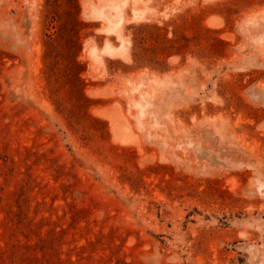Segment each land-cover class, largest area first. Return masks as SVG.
Here are the masks:
<instances>
[{
	"label": "rangeland",
	"instance_id": "rangeland-1",
	"mask_svg": "<svg viewBox=\"0 0 264 264\" xmlns=\"http://www.w3.org/2000/svg\"><path fill=\"white\" fill-rule=\"evenodd\" d=\"M104 1L79 106L0 0V264H264V0Z\"/></svg>",
	"mask_w": 264,
	"mask_h": 264
},
{
	"label": "trees",
	"instance_id": "trees-1",
	"mask_svg": "<svg viewBox=\"0 0 264 264\" xmlns=\"http://www.w3.org/2000/svg\"><path fill=\"white\" fill-rule=\"evenodd\" d=\"M49 6L48 21L55 28L54 38L48 41L45 57L50 69L62 57L67 63L64 72L67 80L72 84V91L79 97L78 105H84L83 99H88L84 93V80L81 72L84 65L77 59L83 42L80 30L86 22L81 18L80 0H47ZM59 42L63 48L57 50Z\"/></svg>",
	"mask_w": 264,
	"mask_h": 264
},
{
	"label": "bare ground",
	"instance_id": "bare-ground-1",
	"mask_svg": "<svg viewBox=\"0 0 264 264\" xmlns=\"http://www.w3.org/2000/svg\"><path fill=\"white\" fill-rule=\"evenodd\" d=\"M105 1H106V0H105ZM105 1H104V2H105ZM104 2H103V3H104ZM114 2H115V1H114ZM114 2H113V3H114ZM117 2H118V1H117ZM109 4H110V3H109ZM96 9H97V8H96ZM104 11H105V9H104ZM117 12H118V11H117ZM93 13H94V12H93ZM98 14H99V13H98ZM111 14H112V13H111ZM121 14H122V13H121ZM96 15H97V13H96ZM93 16H94V15H93ZM98 17H99V16H98ZM100 17H101V16H100ZM101 18H102V17H101ZM121 18H122V17H121ZM119 19H120V17H119ZM118 23H119V22H118ZM113 24L115 25L116 23H113ZM113 24H112V25H113ZM116 25H117V24H116ZM110 27H111V26H109V28H110ZM118 27H119V26H118ZM111 28H113V26H112ZM115 28H116V27H115ZM115 28H114V29H115ZM107 29H108V28H107ZM107 31H108V30H107ZM118 34H119V33H118ZM113 47H114V46H113ZM110 49H111V48H110ZM119 51H120V50H119ZM119 51H118V52H119ZM120 52H121V51H120ZM115 54H117V53H115ZM157 76H158V75H157ZM97 91H98V90H97ZM91 92H92V89H91ZM92 93H95V91H93ZM110 117H111V116H110ZM115 130H116V129H115ZM117 130H120V129L117 128ZM121 131H122V130H121ZM119 132H120V131H119ZM119 132H117V133H119Z\"/></svg>",
	"mask_w": 264,
	"mask_h": 264
}]
</instances>
